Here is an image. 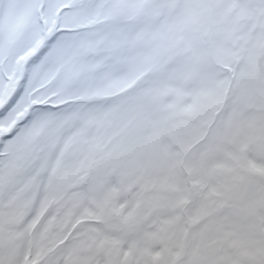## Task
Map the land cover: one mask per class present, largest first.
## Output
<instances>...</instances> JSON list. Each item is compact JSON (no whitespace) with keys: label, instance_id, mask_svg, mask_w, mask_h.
I'll list each match as a JSON object with an SVG mask.
<instances>
[{"label":"snow or ice","instance_id":"6c2138e0","mask_svg":"<svg viewBox=\"0 0 264 264\" xmlns=\"http://www.w3.org/2000/svg\"><path fill=\"white\" fill-rule=\"evenodd\" d=\"M0 264H264V0H0Z\"/></svg>","mask_w":264,"mask_h":264}]
</instances>
